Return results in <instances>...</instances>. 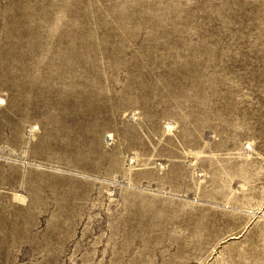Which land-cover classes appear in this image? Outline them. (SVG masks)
I'll list each match as a JSON object with an SVG mask.
<instances>
[{"label": "rangeland", "instance_id": "374dc122", "mask_svg": "<svg viewBox=\"0 0 264 264\" xmlns=\"http://www.w3.org/2000/svg\"><path fill=\"white\" fill-rule=\"evenodd\" d=\"M0 264H264V0H0Z\"/></svg>", "mask_w": 264, "mask_h": 264}]
</instances>
